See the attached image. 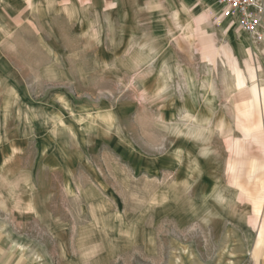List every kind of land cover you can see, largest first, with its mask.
<instances>
[{"label":"rangeland","instance_id":"obj_1","mask_svg":"<svg viewBox=\"0 0 264 264\" xmlns=\"http://www.w3.org/2000/svg\"><path fill=\"white\" fill-rule=\"evenodd\" d=\"M260 33L219 0H0V264H264Z\"/></svg>","mask_w":264,"mask_h":264},{"label":"built area","instance_id":"obj_2","mask_svg":"<svg viewBox=\"0 0 264 264\" xmlns=\"http://www.w3.org/2000/svg\"><path fill=\"white\" fill-rule=\"evenodd\" d=\"M223 17L232 20L240 31L257 40L263 39L264 0H219Z\"/></svg>","mask_w":264,"mask_h":264},{"label":"bare ground","instance_id":"obj_3","mask_svg":"<svg viewBox=\"0 0 264 264\" xmlns=\"http://www.w3.org/2000/svg\"><path fill=\"white\" fill-rule=\"evenodd\" d=\"M253 94L254 96L256 95V90L255 88L253 89ZM257 106V104H255ZM89 116V115H88ZM95 117V116H94ZM92 123V122H91ZM192 129V128H191ZM190 130V129H189ZM194 131V130H193ZM196 132V131H195ZM205 133V132H204ZM192 134V133H191ZM193 135V134H192ZM191 135V136H192ZM194 136H196L194 134ZM203 139V138H202ZM239 171V170H238ZM260 174V176L257 174ZM256 176L258 177H264V161L260 164H258L256 166V168H254V170H252V172L250 173V179L251 180H255L256 179ZM258 179V178H257ZM240 191L237 190V194L239 193ZM243 193V192H242ZM244 193L246 194V197H247V200H249V202H251V204L253 205L254 207V211H256L258 214H261L262 213V210H263V206H264V195L261 194V193H258L256 196H255V193H252L251 191H244ZM237 199V198H236ZM237 202V201H235ZM234 206V205H233ZM237 206V205H236ZM235 208V206H234ZM256 217H257V214H256ZM260 219V218H259ZM264 233V229L262 231V235ZM263 242V245H264V239H261L260 242ZM259 243V242H258Z\"/></svg>","mask_w":264,"mask_h":264}]
</instances>
